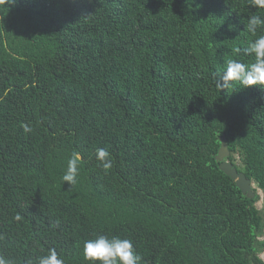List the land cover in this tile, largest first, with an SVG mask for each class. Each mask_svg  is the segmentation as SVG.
Here are the masks:
<instances>
[{"label": "trees", "instance_id": "trees-1", "mask_svg": "<svg viewBox=\"0 0 264 264\" xmlns=\"http://www.w3.org/2000/svg\"><path fill=\"white\" fill-rule=\"evenodd\" d=\"M252 15L251 0L0 5V256L90 264L103 234L140 264H264V90L217 87L228 60L254 62ZM222 136L254 197L220 168Z\"/></svg>", "mask_w": 264, "mask_h": 264}, {"label": "clouds", "instance_id": "clouds-1", "mask_svg": "<svg viewBox=\"0 0 264 264\" xmlns=\"http://www.w3.org/2000/svg\"><path fill=\"white\" fill-rule=\"evenodd\" d=\"M12 3L13 0H0V5L9 6ZM251 3L258 9H264V0H251ZM258 28H264V18L260 15H252L248 18L247 31L255 35ZM245 52L254 56V62L246 64L234 59L228 60L226 69L217 82V87L221 90L228 87L230 82H238L242 88L257 86L264 90V35L250 41ZM24 129L26 132L31 131L27 125ZM96 158L105 172L111 169L113 160L106 149L98 148ZM80 164L79 152H73L68 160L67 171L62 177L70 186L77 183ZM16 219L19 220L20 216L17 215ZM83 256L90 264H140L142 260V257L136 253L132 240L109 238L103 234L84 242ZM36 260L38 264H65L64 259L54 248L49 249L47 255L37 257ZM0 264H14V262L0 256Z\"/></svg>", "mask_w": 264, "mask_h": 264}, {"label": "water", "instance_id": "water-1", "mask_svg": "<svg viewBox=\"0 0 264 264\" xmlns=\"http://www.w3.org/2000/svg\"><path fill=\"white\" fill-rule=\"evenodd\" d=\"M222 145L219 150L217 158L221 161L220 168L233 178L242 192L249 197H254L256 192L254 191V183L246 176L244 172L238 171L233 163L225 161V158L230 155V150L227 144L225 136L221 137Z\"/></svg>", "mask_w": 264, "mask_h": 264}, {"label": "rangeland", "instance_id": "rangeland-1", "mask_svg": "<svg viewBox=\"0 0 264 264\" xmlns=\"http://www.w3.org/2000/svg\"><path fill=\"white\" fill-rule=\"evenodd\" d=\"M259 192H261L262 193V191L261 190H259ZM263 205V203H262V201H260L259 203H258V207H260L261 208V206ZM261 257L262 258H264V252L261 254Z\"/></svg>", "mask_w": 264, "mask_h": 264}]
</instances>
